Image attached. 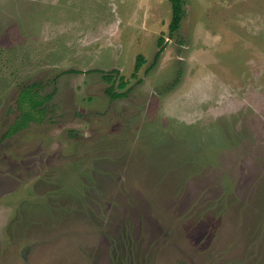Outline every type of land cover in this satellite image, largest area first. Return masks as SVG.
<instances>
[{"label": "rangeland", "instance_id": "obj_1", "mask_svg": "<svg viewBox=\"0 0 264 264\" xmlns=\"http://www.w3.org/2000/svg\"><path fill=\"white\" fill-rule=\"evenodd\" d=\"M182 6L0 0V264H264V0Z\"/></svg>", "mask_w": 264, "mask_h": 264}, {"label": "trees", "instance_id": "obj_2", "mask_svg": "<svg viewBox=\"0 0 264 264\" xmlns=\"http://www.w3.org/2000/svg\"><path fill=\"white\" fill-rule=\"evenodd\" d=\"M169 1L171 3L172 16H171V20H170L168 27H169V31L172 33L176 31L180 26V22L183 16V6H182V0H169ZM157 44L159 48L154 55L153 64L156 63V61L158 60L163 50V38L162 37L158 38ZM143 60H144L143 55L141 54L136 55L132 75H135L136 72L139 70L140 66L142 65ZM115 72H118V70H115ZM102 77L106 81H111L112 75L111 73L102 72ZM125 84L126 82L123 79V76H120L118 86L123 88ZM106 93L111 98L121 97L125 95V91L124 92L114 91L112 85L106 88ZM50 97L51 95H47L45 97L37 96L35 83L25 86L21 90L18 100H17L18 107L20 109V114L16 118L14 123L9 126L4 136H9L11 134L16 133L17 131L26 127L32 121L40 122L42 120L41 113L43 111V109L40 110V106H42L43 103L46 100H48ZM34 114H36V116Z\"/></svg>", "mask_w": 264, "mask_h": 264}]
</instances>
